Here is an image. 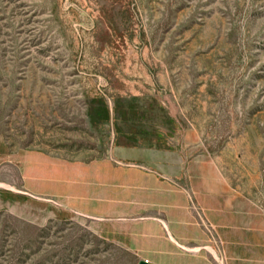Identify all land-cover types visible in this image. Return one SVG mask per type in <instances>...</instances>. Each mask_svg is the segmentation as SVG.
<instances>
[{
    "label": "rangeland",
    "instance_id": "374dc122",
    "mask_svg": "<svg viewBox=\"0 0 264 264\" xmlns=\"http://www.w3.org/2000/svg\"><path fill=\"white\" fill-rule=\"evenodd\" d=\"M160 135L184 157L161 173L146 166ZM188 162L264 219V0H0V264H174L156 252L175 243L156 193L121 213L128 170L181 191L206 257L227 264ZM28 166L64 197L29 192L47 183H26Z\"/></svg>",
    "mask_w": 264,
    "mask_h": 264
},
{
    "label": "crops",
    "instance_id": "0c3cea01",
    "mask_svg": "<svg viewBox=\"0 0 264 264\" xmlns=\"http://www.w3.org/2000/svg\"><path fill=\"white\" fill-rule=\"evenodd\" d=\"M171 139L173 138L170 136L164 137L160 135L157 141L154 142L158 151V156L154 158L156 163L153 165L149 163L146 166L155 167V170L160 173L166 169L170 170L180 167L184 161L183 155L172 153L171 150L164 147L166 143H170ZM119 159L121 161L134 162L139 160L129 155L127 157L122 156ZM103 167L105 169L104 173L113 174V169L107 166V164ZM187 168L190 178L189 192L193 194L194 201L203 210L209 222L215 227L216 234L224 247L227 264H264V219L241 196L233 194L230 188L220 184L216 186L208 185L206 178H204L203 174L199 173V168V174L193 175L192 162H188ZM90 169L89 176L93 177L92 181L94 182L90 184V192L97 197V188L100 190L103 187V191L105 192V185L97 186L98 184L95 182L97 167L94 165ZM128 171L126 174H133V177H137L138 180L136 182L134 180V182L126 180L127 182L121 185H118L117 181L114 182V185L122 187V191L129 194L119 205L123 210L121 213H127V207L133 208V205L126 206L124 204L128 202L125 201L127 198L132 199L130 204L139 205L148 203L145 201V198H137L134 195L135 192L156 193L155 200L157 199L156 201L160 203L159 205L165 208L162 212L168 220V229L175 237V243H169L167 247H161L162 249L160 248L156 252L168 253L170 258L174 260V264H212L204 253V250L209 249V246L203 244L206 240L200 234L195 223L192 222V217L186 208L187 197L181 191L165 190L163 185L158 184L156 179L151 175L148 176L146 173L135 172L134 170ZM36 172L39 171H34V168L31 166L26 168V183H32V179L36 177L37 180L35 181H40L42 185L47 183L48 187H42L41 189L38 187H28L29 192L64 197L63 188L50 187L52 185L50 182H53L55 178L49 172L45 173L44 169H41L40 174H36ZM61 177H64V173L60 170L56 174V181H63L64 179H59ZM89 205L90 208H93L91 202ZM112 207V210L116 208L115 206ZM135 207V211H138L140 208V206ZM92 212L93 214H100L93 210ZM142 234L147 235L145 232ZM157 237L163 239L160 235H157ZM180 243L187 244L191 254L183 255V253L179 252L178 244Z\"/></svg>",
    "mask_w": 264,
    "mask_h": 264
},
{
    "label": "water",
    "instance_id": "95a60500",
    "mask_svg": "<svg viewBox=\"0 0 264 264\" xmlns=\"http://www.w3.org/2000/svg\"><path fill=\"white\" fill-rule=\"evenodd\" d=\"M137 264H150L147 260H139Z\"/></svg>",
    "mask_w": 264,
    "mask_h": 264
}]
</instances>
